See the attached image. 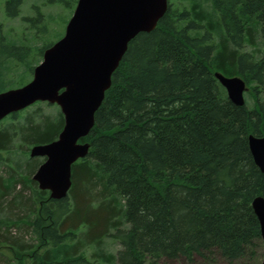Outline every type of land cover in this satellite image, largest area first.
Instances as JSON below:
<instances>
[{
  "label": "trees",
  "instance_id": "16d2710c",
  "mask_svg": "<svg viewBox=\"0 0 264 264\" xmlns=\"http://www.w3.org/2000/svg\"><path fill=\"white\" fill-rule=\"evenodd\" d=\"M23 1L6 0L5 15L17 17ZM258 38L264 45V0H211L210 9L193 3L180 13L168 2L155 29L129 42L94 126L80 139L91 144L89 153L72 165L71 188L59 200L31 179L42 160L27 151L57 137L61 112L40 121L27 108L6 116L17 124L0 128V161H16L0 174V258L8 264H161L218 252L229 261L261 260L251 202L264 196V172L247 137L264 136V55L244 50ZM29 55L0 25V91L22 82L4 80L12 71L7 63H25ZM216 71L246 81L244 105L227 98ZM14 202L22 215L11 213ZM106 241L120 248L108 251Z\"/></svg>",
  "mask_w": 264,
  "mask_h": 264
},
{
  "label": "water",
  "instance_id": "95a60500",
  "mask_svg": "<svg viewBox=\"0 0 264 264\" xmlns=\"http://www.w3.org/2000/svg\"><path fill=\"white\" fill-rule=\"evenodd\" d=\"M167 8L168 0H77L63 36L44 50L31 80L0 91V121L38 101L60 108L63 125L57 137L29 149V157L44 158L31 179L50 199L68 195L72 165L91 146L80 139L94 126L95 112L129 42L155 29ZM214 76L234 105H244L248 86L242 77ZM247 141L255 165L264 172V136L250 134ZM251 206L260 226L264 264V196H255Z\"/></svg>",
  "mask_w": 264,
  "mask_h": 264
},
{
  "label": "rangeland",
  "instance_id": "374dc122",
  "mask_svg": "<svg viewBox=\"0 0 264 264\" xmlns=\"http://www.w3.org/2000/svg\"><path fill=\"white\" fill-rule=\"evenodd\" d=\"M6 0H0V25L4 35L7 36L9 41H15L18 44H25L30 48V55L26 58V62H8L7 65H10L12 71H9L5 76L4 80L8 83L13 77L21 78L22 82L20 84H15L9 86L6 89L19 87L27 82H29L32 78L33 69L31 72V68H34L37 64L42 60L43 52L42 50L56 42L60 39L64 32L65 27L69 18L71 17L77 0H24L20 13L17 17H7L4 12V3ZM171 4L172 11L175 13H180L184 9H189L193 3H200L204 7L210 9L211 0H168ZM24 17H29L31 20L29 22L24 21ZM246 51L253 53L254 56L264 55V45L261 40L258 38L257 43L247 44L245 46ZM10 68V69H11ZM14 68V70H13ZM9 69V70H10ZM11 83V82H9ZM5 89V90H6ZM249 91H246L245 94H248ZM251 105V103L249 102ZM37 107H42L43 110L40 111L36 109ZM24 111L31 112L33 114V118L36 121H40L45 115H51L54 117L56 112L60 111V108L56 104H48L47 102H36L33 105L27 107ZM11 117H7L0 121V128L6 126V123L17 124L16 120L10 119ZM23 117L18 118L21 120ZM20 123V122H19ZM9 125V124H8ZM13 145V147L16 146ZM30 148V147H29ZM26 149V148H24ZM27 151V149H26ZM28 157H29V149H28ZM17 153V152H16ZM3 157L6 158V154L2 153ZM11 155V154H10ZM8 155V156H10ZM14 155V154H12ZM17 157V156H16ZM15 157V158H16ZM40 160L44 161L43 157H37ZM8 164V161H10ZM8 159V161L1 160L0 161V174L7 175L10 170V166L15 168V161L13 158ZM13 159V160H12ZM23 165V163L21 162ZM8 172V173H7ZM32 175V174H31ZM21 186V185H20ZM22 187V186H21ZM19 188V185L16 187V191ZM26 192L23 195H27V192L30 191V188L24 189ZM12 194L7 198V201L10 202L12 197L16 195V192H11ZM21 205H17L16 202L12 204L11 213L17 215H22L23 209H21ZM8 212L7 210L4 213ZM25 231L23 235L25 239H31L30 229ZM22 227L19 231H23ZM18 229L12 228L13 234H19ZM22 235V234H21ZM120 248V245L116 243H111L110 241H106V249L108 251L114 252ZM93 249L90 248L87 251V257L90 258V252ZM262 255V250H261ZM261 260H257L250 257H243V259L229 261L222 257L218 252H214V254L210 258H203L201 256H196L192 259V261L186 260H162L161 264H260ZM0 264H8L6 258H0Z\"/></svg>",
  "mask_w": 264,
  "mask_h": 264
},
{
  "label": "bare ground",
  "instance_id": "6f19581e",
  "mask_svg": "<svg viewBox=\"0 0 264 264\" xmlns=\"http://www.w3.org/2000/svg\"><path fill=\"white\" fill-rule=\"evenodd\" d=\"M206 24V23H205ZM216 72H219V71H216ZM248 142V141H247Z\"/></svg>",
  "mask_w": 264,
  "mask_h": 264
}]
</instances>
